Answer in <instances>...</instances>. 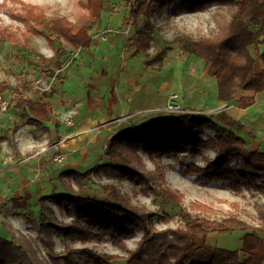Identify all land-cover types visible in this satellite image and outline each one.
<instances>
[{"label": "rangeland", "instance_id": "rangeland-1", "mask_svg": "<svg viewBox=\"0 0 264 264\" xmlns=\"http://www.w3.org/2000/svg\"><path fill=\"white\" fill-rule=\"evenodd\" d=\"M91 1L0 0V92H2L1 90L4 87L1 83L10 84V87L6 88L9 90L6 92V97H10L11 99V95L13 94L11 89L13 87H29L31 91L36 90V83L30 76L32 70H35L36 73H41L44 76V80H48L54 76L50 90H36L43 94L49 91L52 92L63 71V69L57 70L60 65L63 64L65 66L64 70L70 65V69L75 70L77 66L75 64L81 62V60H87V57L78 54V52L76 53L75 49L67 41L55 33L52 35V42L54 41L55 46H52V43L43 35L31 34L29 30L31 24L18 18V16L29 14V11H26L27 6L41 7L43 9L42 12H45L48 18L64 16L78 28L83 23L92 24V28L87 34L86 32H81L78 35L77 40L81 45H84L83 41L86 37L94 32L98 33L101 39L105 38V35L110 30L127 29L130 30L131 35L134 29L131 25L134 22L130 11L135 0H100V23L97 24L96 22H91L95 16L91 12ZM37 12L39 11L37 10ZM140 19L144 21L142 22L143 24L145 23L144 27L148 30L153 29L156 31L161 41L159 43L158 41H151V46L148 48L149 54L154 55L155 51L159 50L158 47L161 46L159 45L161 43L164 48L169 47V45L176 47L179 44L180 38L202 37L217 33L227 23L229 12L225 7L217 5H212L201 11L181 13H175L170 8L161 13L143 15ZM8 33L10 35L9 38L4 39L1 37L2 34ZM62 49L66 52L67 58L62 63H59L58 68L56 66H53V70L52 68H47V62H44L43 58L47 59V57L55 55L58 50ZM99 55L100 52H98V57ZM31 56L33 58H30ZM75 57V64H72ZM258 60L257 63L262 64L261 59ZM202 63L204 62L202 61ZM102 64H104L103 60L101 61V58H98L96 66L99 67ZM175 64L176 56L172 53H167V59H165L164 66L159 71L158 78L152 81L155 83L153 89L156 90L162 79L169 82L176 75ZM182 78L183 80L187 78L183 69ZM156 82L159 83L156 84ZM78 86V84H67L65 86V94L76 90ZM169 90L167 86L164 89L165 92ZM258 94H255V98ZM181 95H185V93L181 92ZM252 95H254V91L239 90L234 93L233 99L237 101L240 97ZM176 101H178V98ZM260 108L263 112L264 107ZM152 110L155 111L149 109L143 112L144 118L142 120L139 119L129 124L125 123V126L120 124L111 136L122 129L131 128L132 125H144L150 122H158L160 119L168 117L175 118L181 114L198 113L188 109L185 110L190 112L180 111V114L178 112H165L162 109ZM71 124H73V118ZM103 126L106 128L110 127L111 123L110 125L106 123ZM138 128L126 132V141H138L142 136L144 140H148L149 136L147 133L144 134L145 129ZM252 128L250 130V126L242 127L239 129L238 134L244 139L246 148L250 150L258 149L264 152V117L258 121L257 126ZM195 133L199 139L203 140L212 136L214 131L208 127H203ZM111 136L107 137V139L106 137L103 140L99 139L87 157H82V154L88 151V148L83 150L80 148L79 155L73 160L80 165L72 166L67 162L66 150L56 152L63 155L61 161L54 160L53 157L56 154L54 153L52 157L53 164L47 170L49 174H46L43 179L37 180L34 183L33 191L31 192L33 196L30 198H13L8 196V191H6L8 185L6 186L3 182L0 183L3 194H5L3 196L4 200L1 199V202H4V204L0 207V237L8 240L13 237L14 241L20 243V247L28 255L34 253L46 260L48 256L46 244L50 245L49 251L55 255H68L72 250L85 249L88 255H95L103 260L110 257L113 260H124L128 256V251L136 248L146 231L174 229L182 225L184 221L178 212L180 209H187L194 214L195 210L192 209V204L206 207L207 211L202 214L210 219L236 218L241 220L246 226L252 228L262 225L258 211L264 207V193L257 190H248L244 186L238 189H230L221 184L220 181L211 183L202 182L198 180L196 175L181 170V165L174 157V155H187V160L204 166L217 157V153L214 150L199 147L197 149L194 148L196 149V154H191L193 146L181 143L182 146L180 148L174 147L171 152H168L169 154H159V152L150 154L145 150V143H142L137 146V153L142 161L141 164H130L131 171H123L121 169L123 171L121 172L110 165L121 164L120 157L117 154L110 156L106 152ZM100 137H104V135ZM47 144L45 143L44 146L48 147ZM103 164H107V166L97 169L98 172L92 171L97 166ZM69 169L82 174L87 170H91L92 172L83 181V185H78L77 180H74L76 179L74 174L71 176L63 175L62 177L59 175L62 171ZM102 187H106L107 189L111 187L118 192L128 202L130 209L141 216V219L135 225H128L121 231L108 232L105 228L90 225L87 222L88 219L79 217L76 203H69L68 201H64L61 204L57 203L58 195L63 192L77 196H92L95 194L102 197L103 195L98 193ZM162 189H169L179 194L181 196L180 204L166 199L161 192ZM15 211L16 213H20V215L14 214L13 212ZM197 211L199 210L197 209ZM41 212L47 214V221L54 222L58 227L59 225L60 227L70 225L73 222L78 223L81 226L80 231H74L70 235H65L60 231V227H52V231L44 232L40 235L37 229L34 228V224L31 223L40 216L42 217ZM26 217H29V220ZM31 218L35 220H31ZM43 219L45 218L43 217ZM259 234L264 236V232H259ZM242 235L243 231L236 229L226 233L210 231L206 235L194 233L191 235V238L196 244L206 242L220 248L235 250L241 246ZM81 256L76 255V258H81ZM82 258L88 259L87 256H82Z\"/></svg>", "mask_w": 264, "mask_h": 264}, {"label": "trees", "instance_id": "trees-1", "mask_svg": "<svg viewBox=\"0 0 264 264\" xmlns=\"http://www.w3.org/2000/svg\"><path fill=\"white\" fill-rule=\"evenodd\" d=\"M212 5L228 10L229 19L225 26L209 36L180 38V49L211 65L217 80L220 100L231 101L234 93L239 90L254 91V95L243 96L237 100L239 107L248 108L254 104L255 94L264 91V67L259 72H254L253 68L258 59H261L264 66V0H135L130 14L132 19L137 21L143 15L161 13L170 8L175 13H181L205 10ZM91 7V12L95 15L91 22L97 24L100 22L101 1L92 0ZM42 10L41 7L27 6L26 11H29V14L18 18L31 24L29 28L31 34L43 35L52 44L54 43L52 35L55 33L73 48H77L80 43L77 40L78 35L81 32L88 33L92 28L90 23H83L78 28L64 16L48 18ZM144 25L145 23L142 26ZM1 37L5 39L10 35L2 34ZM43 61L48 65L51 62L45 58ZM12 99L16 100L19 106L27 108L28 112L40 121L48 119L51 114L47 102H33L20 89L13 90ZM28 112L24 110V115L28 116ZM203 127L213 130L214 134L206 139H199L194 132ZM137 128L145 129L144 134L147 133L148 140H144L142 136L138 141H126V132ZM241 128V122L232 119L222 110L215 113L181 114L175 118L168 117L158 122L132 125L131 128L118 131L111 137L106 152L110 156L117 154L120 157L121 164L110 165L123 172L131 171L130 164H141L137 146L142 143H145V150L150 154L171 152L174 147L180 148L181 143L193 146L191 154H196L195 150L199 147L212 149L217 153V157L204 166L187 160V155L174 157L181 165V170L196 175L202 182L220 181L230 189L244 186L248 190L264 193V152L246 148L244 139L238 134ZM103 166L107 164L99 165L92 171H97ZM92 171L87 170L82 174L69 169L59 175L62 177L74 174L77 184L83 185V181ZM100 189L98 193L102 194V197L95 194L77 196L63 192L58 195L57 203L61 204L64 201L76 203L79 217L88 219L90 225L105 228L108 232L121 231L128 225H135L141 219L118 192L111 187ZM161 192L166 199L180 204L181 196L176 192L169 189H162ZM191 206L195 210L194 214L187 209H180L178 212L184 221L182 225L174 229L146 231L136 248L129 250L124 260H113L111 257L103 260L95 255H88L85 249L72 250L68 255H55L49 251L48 244L46 260L34 253L28 255L13 237L10 240L0 237V264H264V236L259 234L264 232V207L258 211L262 225L252 228L236 218L210 219L202 214L207 211L206 207L199 204ZM13 213L20 215L16 211ZM40 214L41 220L40 217L37 220L31 218L35 220L31 224H34L38 234L47 233L52 231V227H58L54 222L47 221L45 212ZM80 227L78 223L73 222L61 226L60 231L70 235L74 231H80ZM236 229L242 230L243 235L241 246L235 250L220 248L206 242L196 244L191 238L194 233L206 235L210 231L226 233ZM76 255L87 256L88 259L82 256L76 258Z\"/></svg>", "mask_w": 264, "mask_h": 264}, {"label": "crops", "instance_id": "crops-1", "mask_svg": "<svg viewBox=\"0 0 264 264\" xmlns=\"http://www.w3.org/2000/svg\"><path fill=\"white\" fill-rule=\"evenodd\" d=\"M140 18L137 21L132 19L134 23L131 26L134 29L131 35L127 29L110 30L103 39L95 32L88 35L83 46L79 43V48H74L76 53L87 57V60L77 64L74 58L72 64L77 65L75 70L70 69L71 65L64 70L65 66L59 64L67 58L64 49L47 57L51 60L47 64L48 68L53 70V66L58 68L60 65L56 69H63L52 92L43 94L31 91L29 87L11 89L12 92L14 89L22 90L33 102H47L51 114L48 119L40 121L14 99L7 111L0 113V183L8 185V196L32 197L34 183L49 174L47 170L53 164L54 153L66 150L67 162L72 166L80 165L73 161L79 155L80 148H88L82 154V157H87L99 139L110 137L120 124L125 126V123L142 120L143 112L149 109H162L172 93L178 95V103L185 109L198 113L222 110L232 119L241 122L243 128L250 126V130L264 117V111L260 108L264 107V92L257 93L254 104L248 108L238 107V102L233 98L231 102L220 100L211 65L182 51L180 44L164 48L161 43L154 55L149 54L151 41L159 43L160 40L155 30L142 26L144 21ZM167 53L176 56L174 67L177 73L169 82L163 79L161 83L156 82L160 85L155 90L152 81L158 78ZM98 58L104 62L99 67L96 66ZM257 61L253 66L255 72L264 67L263 63ZM182 69L187 77L185 80L182 78ZM1 84L4 87L0 95L6 96L9 91L6 88L10 84ZM67 84L79 86L65 94ZM166 86L170 90L165 92ZM181 92L185 95H181ZM24 110L28 116L24 115ZM69 116L73 118L71 125L65 124ZM106 123H111V126L104 127ZM45 143H48V147L44 146ZM3 196L5 194L0 185V207L4 204L1 202Z\"/></svg>", "mask_w": 264, "mask_h": 264}, {"label": "built area", "instance_id": "built-area-1", "mask_svg": "<svg viewBox=\"0 0 264 264\" xmlns=\"http://www.w3.org/2000/svg\"><path fill=\"white\" fill-rule=\"evenodd\" d=\"M31 79L36 83L35 87L36 90L40 89L42 91H48L51 89L52 83L54 81V76L49 78L48 80H44V76L40 73H36L35 70H32V73L30 74ZM178 98V95L176 93H172L168 96L165 106L162 108L165 112H171L175 113L178 112L180 114L181 112H190L188 110H185L178 101H176ZM12 99L10 97L1 96L0 95V113H3L7 111ZM72 118L69 116L65 119V124H71ZM54 160L61 161L63 159V155L61 153H56L54 155Z\"/></svg>", "mask_w": 264, "mask_h": 264}]
</instances>
